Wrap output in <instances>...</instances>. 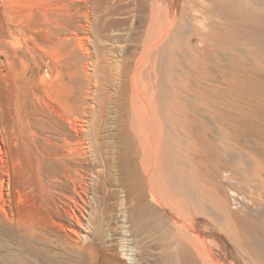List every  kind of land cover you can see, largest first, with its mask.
Here are the masks:
<instances>
[{"label": "bare ground", "instance_id": "bare-ground-1", "mask_svg": "<svg viewBox=\"0 0 264 264\" xmlns=\"http://www.w3.org/2000/svg\"><path fill=\"white\" fill-rule=\"evenodd\" d=\"M258 17L264 0H0V258L140 264L156 239L177 264H264Z\"/></svg>", "mask_w": 264, "mask_h": 264}, {"label": "rangeland", "instance_id": "rangeland-1", "mask_svg": "<svg viewBox=\"0 0 264 264\" xmlns=\"http://www.w3.org/2000/svg\"><path fill=\"white\" fill-rule=\"evenodd\" d=\"M260 8V6H259ZM257 24H258V28L259 30L263 29L264 26V20H263V17H258L257 18ZM263 26V27H262ZM259 33V32H258ZM258 38V41H257V55H263V52H264V47L262 45V36L260 34H258L257 36ZM261 46V47H260ZM150 242V244L148 245V243ZM154 240L150 241V240H147L146 241H142V240H138V242H136L137 246L135 247L136 248V251H135V258L136 260L140 263V264H174L176 261V264L178 263V257L176 255V253L174 252H171V251H167V250H164L160 243L157 241L156 243V239H155V242H153ZM12 244V242H10ZM139 243V245H138ZM156 245H155V244ZM154 246H153V245ZM153 246V247H152ZM150 247V248H148ZM152 247V248H151ZM159 248V249H158ZM11 250V249H10ZM139 250V251H138ZM155 250V252H153ZM159 250V252H158ZM162 250V251H161ZM16 251V250H15ZM138 251V252H137ZM152 251V253L150 252ZM161 252H164L163 254H161ZM169 252V253H168ZM156 253V254H155ZM159 253V254H158ZM174 255H173V254ZM7 256L5 258H0V264H20V259L18 257L17 254H15L14 252L12 254H6ZM162 255V256H161ZM152 256V257H151ZM165 256V257H164ZM168 256V257H167ZM176 256V257H175ZM14 259H13V258ZM160 257V258H159ZM175 257V259H174ZM166 258V259H165ZM11 259V260H10ZM168 259V260H167ZM177 259V260H176ZM176 260V261H175ZM165 263H164V262ZM170 261V262H169ZM173 263H172V262ZM18 262V263H17ZM183 263V262H181ZM41 264H46V263H41ZM127 264H130L129 262Z\"/></svg>", "mask_w": 264, "mask_h": 264}]
</instances>
